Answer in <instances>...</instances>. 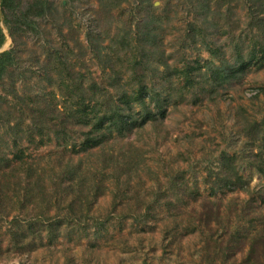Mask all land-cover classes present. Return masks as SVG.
I'll list each match as a JSON object with an SVG mask.
<instances>
[{
	"label": "rangeland",
	"instance_id": "obj_1",
	"mask_svg": "<svg viewBox=\"0 0 264 264\" xmlns=\"http://www.w3.org/2000/svg\"><path fill=\"white\" fill-rule=\"evenodd\" d=\"M41 1L44 15L24 17L33 0H20L0 48L13 55L0 82V264H264L251 156L264 63L255 52L224 82L211 70L264 43V0ZM71 77L86 103L130 112L132 132L81 150L90 125L66 121ZM224 156L243 188L208 178Z\"/></svg>",
	"mask_w": 264,
	"mask_h": 264
},
{
	"label": "trees",
	"instance_id": "obj_2",
	"mask_svg": "<svg viewBox=\"0 0 264 264\" xmlns=\"http://www.w3.org/2000/svg\"><path fill=\"white\" fill-rule=\"evenodd\" d=\"M20 0H0V48L5 40V33L12 35L14 32L13 29V17L16 15V11ZM46 3L41 0H33L31 4L23 12V16L27 17L30 14L33 15H44L43 9L45 8ZM40 9V10H38ZM147 20L141 21V27L143 28V37L145 38V43L148 42L147 38L150 35L151 31L149 30V24L146 23ZM152 38V34L150 36ZM260 47L251 51V55L244 60L239 53L237 58V64H229L219 60L220 65L214 66L212 70L213 75H217L220 81H227L229 78L236 76V73H239L243 68L251 63L253 57H257L255 52H259L258 58L261 61H258V65L262 66L264 63V43H259ZM216 53L217 50L213 51ZM147 58V55L145 56ZM13 62L12 50H1L0 51V82L3 78L4 73L6 72L7 67ZM133 64H137V61L134 60ZM75 77H71V91H77L78 100L76 102V107L70 106L68 112L66 113V121H70L72 125H81L89 126V129L85 132L83 139L80 142V149L86 150L94 146L100 145L103 141L107 140L116 133L118 135H124L132 132V129L137 124L135 118L130 112H124L122 107L115 104L114 106L103 107L101 109L100 101L97 98L92 96L93 104L89 105L86 103L87 97L84 95L85 89L82 88L81 83L76 81ZM144 86H140L139 94L137 95L136 101L140 103L145 108V115L147 118H154L155 113L151 112L146 106L143 99ZM152 99V97H151ZM46 104L44 106H38L35 108V111L38 114L39 119L44 117L47 113ZM47 109V110H46ZM160 116H163V110L159 108ZM68 121V122H69ZM143 121V120H142ZM141 123V122H140ZM55 126V124H53ZM58 125V124H57ZM64 125V122L61 123ZM64 127V126H63ZM61 127V128H63ZM254 128L256 138L258 140V151L251 154V156L256 160L257 165L254 166L261 172L264 173V117L261 121H254ZM232 157L224 156L221 160L219 167L215 171H211L208 174V178H211L214 174L212 182L217 188H234L239 187L243 188L245 181L242 180L241 175L235 170V167L231 165ZM21 162V161H20ZM22 163V162H21ZM259 163V164H258ZM258 239H263V237L254 238L255 241L251 242V249L249 253H254L256 248V242ZM234 251V248H232ZM232 251V253H233Z\"/></svg>",
	"mask_w": 264,
	"mask_h": 264
},
{
	"label": "crops",
	"instance_id": "obj_3",
	"mask_svg": "<svg viewBox=\"0 0 264 264\" xmlns=\"http://www.w3.org/2000/svg\"><path fill=\"white\" fill-rule=\"evenodd\" d=\"M5 40H6V35H5ZM5 40H4V42H5ZM4 42H3V44H4ZM3 44H2V45H3ZM0 51H1V50H0Z\"/></svg>",
	"mask_w": 264,
	"mask_h": 264
}]
</instances>
